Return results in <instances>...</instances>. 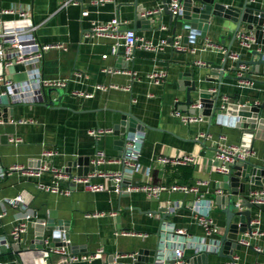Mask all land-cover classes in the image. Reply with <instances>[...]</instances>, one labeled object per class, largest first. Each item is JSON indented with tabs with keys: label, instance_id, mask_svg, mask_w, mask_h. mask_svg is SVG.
I'll return each mask as SVG.
<instances>
[{
	"label": "crops",
	"instance_id": "obj_1",
	"mask_svg": "<svg viewBox=\"0 0 264 264\" xmlns=\"http://www.w3.org/2000/svg\"><path fill=\"white\" fill-rule=\"evenodd\" d=\"M95 1L80 0V5L65 6L64 0H0V12L12 4H31L39 41L64 43L67 47L53 48L45 53L40 64L43 78L57 80L74 77L65 88L66 93L59 104L49 105L47 96L40 97L38 94L39 87L23 64L5 66V62L0 60V76L21 84L28 82L32 86L27 93L29 101L14 100L8 95L1 97L0 168L9 171L15 165L28 169L47 164L64 171L67 176L61 179V184L72 190L69 195L40 190L39 182L48 184L52 181L51 171L36 177L19 169L9 171L1 178L0 199L7 201L23 194L28 202L26 213L32 217L21 243H13L11 230L25 212L8 201L0 203V214L4 212V216L0 217V236L11 241L1 250L0 262L159 264L173 261L175 249L183 247L182 260L174 264H188L189 256L198 251L213 250L216 241L225 233L226 214L223 209L227 205L230 187L225 175L214 168L217 140L221 134L227 136L229 143L254 150L248 161L240 163L239 170L234 166L231 172H240V183L246 184L245 192L238 198L249 197L251 191L264 190V110L257 118L262 119L258 131L250 123L247 127L240 125V122H248L243 120L244 117L246 120L255 118L254 113L242 116L239 107H230L263 102L264 85L258 80L264 81V65H257L253 70L247 67L243 71L241 68L233 71L235 62L228 60L226 71L229 74L250 75L256 81L243 85L240 81L225 78L221 87L224 96L219 105L226 104V110H218L210 122L213 98L202 99L200 94H213L211 90L218 87V81L210 80V76L212 64H221L225 58L221 50L211 48L192 52L172 49L170 45L157 52L136 48L133 60H127L123 48L112 54L115 38L100 34L86 36V33L90 32L93 22H107L120 16L125 22L122 30L134 28L139 36L155 42L162 38L171 42L181 35L182 41L187 43L192 32H201L203 26H207L205 38L245 54L242 58L248 60L251 57L249 48H244L238 37L235 40L230 38V29L226 26V22H230L228 9L242 8L247 0H216L218 8L213 11L218 13L212 12L207 23L201 22L200 28L195 30L184 28L180 21L176 22V18L172 20L165 9L143 16L144 11L164 4L163 0H111L103 4ZM180 1L182 11L184 8L187 12L190 8L206 5L199 0ZM248 5L257 9L258 16L264 15V0L248 2ZM84 8L89 10V15H82ZM4 17L13 18L11 15ZM258 29V25L249 29L248 23H243L240 32L253 35L255 40L251 48L264 51V29ZM205 38L199 36L198 47L203 45ZM104 54H108L107 58L103 57ZM154 71L166 72L165 79L155 83L149 78ZM193 72L197 90L191 91V96L195 102L203 104L206 118L186 124L173 112L177 102L180 109L191 110L183 104L186 91L179 82L191 80ZM75 73L81 75L76 76ZM103 84L130 86V89L109 88L103 91L97 88ZM2 90L3 82L0 81V93ZM74 91L91 92L94 96L74 95ZM58 97L57 92L51 95L53 100ZM124 112H131L149 127H138L126 133ZM223 117L225 120H222ZM20 119L27 121L18 122ZM98 128L112 131L99 136L90 133ZM15 137L21 138V141H14ZM47 147L54 148L57 153L44 156L43 151ZM97 148L103 149L109 158L120 159L121 162L93 165L91 158ZM184 155H193L195 162L175 164L172 161ZM123 158L134 161L136 168L130 169L123 163ZM96 169L124 172V189L130 184L141 186L147 182L170 185L200 181V184L197 191L167 190L159 197H150L141 190L120 193L116 191L118 185L113 179H108L107 189L100 192L86 190L83 184L73 181L74 177L86 176ZM95 181L103 182L104 179L97 177ZM164 207L168 208L170 215L162 225L164 213L160 209ZM113 212L116 214L112 215ZM195 214L210 217L215 231L207 234ZM252 216L260 221L258 224L252 222L254 234H229V237L239 241L243 238L249 241V245L241 244V248L234 251L236 264H264V204L260 208L254 206ZM172 228L185 232L174 234ZM60 230L70 240L73 252L94 253L103 248V255L91 262L73 263L69 256L49 252L51 246L62 244L58 235ZM124 230L136 234H122ZM45 237L50 239L49 244L42 242ZM257 247L262 251H258ZM206 263L229 264V260L210 254Z\"/></svg>",
	"mask_w": 264,
	"mask_h": 264
},
{
	"label": "built area",
	"instance_id": "obj_2",
	"mask_svg": "<svg viewBox=\"0 0 264 264\" xmlns=\"http://www.w3.org/2000/svg\"><path fill=\"white\" fill-rule=\"evenodd\" d=\"M111 0H96L95 3L103 4ZM255 0H248V2H253ZM63 4L67 5H80V0H64ZM167 4L169 8L173 11V14L176 16L182 12V5L180 0H168ZM164 10V4L159 5L157 8L146 10L143 13V16H149L151 14H155ZM11 15L13 18L6 19L4 16ZM83 16L89 15L88 9H83ZM125 22L121 19L120 16H116L107 22H93L92 28L90 32L86 33V36H90L91 34H100L106 35L112 38H115L116 41L112 45V54H117L121 48L124 49L127 60H133L134 51L136 48H141L143 50L157 52L164 48L166 45H170L172 49L179 50H191L192 52L198 51V49H218L221 50L224 55H228L229 59H232L234 62L240 58L241 53L229 50L227 47L213 42L209 38H205L203 45L197 46L199 36L201 35L200 31L192 32L189 35V41L187 43L183 42V37L181 35L176 36L171 42H168L165 38L160 39L158 42L154 40L147 39L141 37L137 34V31L134 28L127 27L125 30L123 26ZM165 28V27H163ZM37 25L33 20V7L31 4H25L23 6H18L17 4H12L8 8L1 10L0 12V60L5 62V66L14 65V64H23L29 71L32 80L39 87L38 94L40 97H43V89L48 87H61L66 88L68 83L74 78L67 79H57V80H47L44 79L41 73L40 64L42 63L45 53L53 48L58 49H66L64 43H43L39 41L36 35ZM238 39L240 44L244 48H251L252 43L255 40V37L251 34L240 33L238 34ZM108 54H104L103 57L107 58ZM240 68L243 70L247 69L246 65H241ZM76 76H80V73H75ZM239 76H246L242 73ZM166 77V72L164 71H154L149 74V78L153 80L155 83H160ZM0 81L3 82V90L0 93V102L1 97L8 95L12 97L14 100L19 101H29L30 98L27 93H29V89L32 87L30 83H17L11 80H7L4 77L0 76ZM243 85H248L253 83L254 81L248 79H240L239 80ZM98 89L106 91L109 88L116 89H130V86H119L117 84H109V85H98ZM217 91L216 88L211 90L212 93ZM74 95L84 96V97H93L94 94L84 91H74ZM179 102H177L174 115L182 120V122L186 124H190L193 122L203 121L206 118V115L203 114L204 106L198 101L194 102L190 105V109L194 110H182L179 108ZM226 104H221V111L226 110ZM27 120L20 119L18 122H26ZM32 121V120H28ZM2 121H0L1 123ZM112 131L111 129H92L90 133L94 136L102 135L106 132ZM203 137L204 134H201ZM16 142L21 141V138L15 137L13 139ZM56 150L54 148H46L43 151L44 156H54L56 154ZM254 155V150L249 148H244L240 144L229 143L228 138L225 134H221L217 140L216 152L214 156V168L215 171L221 173L223 175H228L232 172L233 167L239 162H246ZM163 161H168L166 158H161ZM172 161L175 164H193L195 162V157L193 155H184L182 157L174 158ZM121 162L120 159L109 158L106 152L103 149L97 148L93 157L91 158V163L95 166H99L105 163H117ZM123 163L127 165L130 169H135L136 164L134 161H129L126 158H123ZM22 169L27 174L31 176H41L43 172L51 171L52 172V181L48 184L39 182L38 188L43 191H48L52 193L58 194H71L72 190L70 187H64L61 184V179L66 177L67 175L64 173L62 169L50 167L47 164H40L38 167L24 169L22 166H12L9 171ZM8 170L0 168V179L9 174ZM124 172L116 171V172H102L98 169L89 172L86 176L83 177H74L73 181L75 183H81L84 185L86 190L92 192H100L107 189V180L113 179L117 182L116 191L118 192H132L136 190L144 191L150 197H159V195L163 191H182L188 193L190 191H197L198 184H159L153 185L149 182L145 183L141 186H134L132 184L128 185L124 189L122 186ZM101 177L104 179L103 182L95 181V178ZM106 181V182H105ZM249 198L253 202H258L264 204V190L259 191H251L249 194ZM8 203L20 207L25 212L22 217H19L18 222L14 225L11 230L12 242L16 244H20L22 241L23 233L27 232L28 221L31 219V214H27L26 211L28 209V202L23 194H18L14 198L7 200ZM6 200L0 199V203L4 204L7 202ZM116 213L113 212L112 215ZM4 216V212L0 214V217ZM195 218L199 224H201L207 234H211L215 231V225L213 224V220L210 217H207L202 214H195ZM254 224H258L259 219H253ZM174 234H179L185 232L179 228L171 229ZM122 234L125 235H134L135 232L132 231H122ZM258 233V232H255ZM248 234H250L248 232ZM251 234H254V230ZM58 235L62 239L61 245H53L50 247L49 252L69 256L71 262H91L94 259H99L104 252L103 248L98 249L94 253H75L72 251V247L70 245V240L65 236V232L60 230ZM57 235L55 234V237ZM10 240L5 236H0V252L1 250L10 245ZM42 242L45 244L50 243V239L45 237L42 239ZM240 243L243 245H249V241L245 238L240 240ZM258 251H262L261 248L257 247ZM184 255L183 247H178L174 251L173 261L176 263L179 260H182ZM46 262V259H45ZM170 260L167 262H162L159 264H169ZM0 264H3L0 262Z\"/></svg>",
	"mask_w": 264,
	"mask_h": 264
},
{
	"label": "water",
	"instance_id": "obj_3",
	"mask_svg": "<svg viewBox=\"0 0 264 264\" xmlns=\"http://www.w3.org/2000/svg\"><path fill=\"white\" fill-rule=\"evenodd\" d=\"M203 2L205 7L203 8H190L188 9L189 12L186 11V9L183 8V11L178 14L174 15L173 11L169 8V5L167 4V0H163L164 3V9L165 12L168 13L172 20L176 18V22L180 21L184 28H188L189 30H195L200 28L201 22L207 23L208 16L213 12L214 14H217V11H213V9L218 8V4H216V0H199ZM231 9L233 12H230ZM229 13H227V18L230 21H233L235 24L234 27H229V31L231 33L230 38L235 40L238 37V34H240L241 25L243 23H248V28L253 29L255 25L259 26V29H264V15L257 14V9L253 8L248 5L247 3L242 8H234L231 7L228 9ZM191 15V18H189ZM200 18V19H199ZM199 19V20H198ZM206 27L203 26V29L201 31V37H206ZM258 29V31H260ZM188 39V36L185 37V40ZM172 41V40H171ZM230 50V49H229ZM251 57L250 59L246 60L242 57L245 54H241L240 58L235 61V65L232 67L233 71H237L241 65H246L251 70L255 69L257 65H264V51L260 50L258 48H251L248 50ZM258 57V59H256ZM229 60L228 55H225V58L223 59V62L221 64H212V70H211V78L210 80L218 81V87L217 91L213 94L203 92L200 94V97L202 99H208L213 98L211 111L209 112V119L210 122H212L214 115L216 112L220 109L219 101L221 97L224 96V93L221 91L222 82L225 78H230L239 81L240 79H248L252 81H256L254 78H252L250 75L248 76H239V75H231L229 74V71H226V65ZM258 82L262 83L264 85V81L258 80ZM179 84L181 85V88L186 91V100L183 103L186 107H190L195 101L191 96V91L197 90V84L195 80V73H192L191 80L188 81H180ZM53 92H57L59 94V97L57 100H53L51 98V95ZM65 88L61 87H48L46 89H43V94L46 95L48 98L49 105H58L60 102L61 97L65 94ZM234 107V109H237L236 107H239L240 115H251V112L254 113L256 116L255 118H251L249 120H246L244 117V121L248 122H240V125L243 127H247L250 123V126L254 129L261 128V122L258 115L262 113L264 110V99L261 104L258 105H250V106H230ZM191 112H194V110L191 109ZM204 114L205 111L203 112ZM124 121L123 125H125V132L127 133L130 130H135L138 127L145 128L149 127L146 123H144L142 120L137 118L135 115H133L131 112H124ZM222 120H225V117L222 118ZM231 121L233 118L230 119ZM262 121V119H261ZM257 131V132H258ZM126 153V147L124 149V154ZM123 154V155H124ZM241 162H239L237 165H235L236 169L241 168ZM262 167V166H260ZM240 172H237L236 174H228L225 175V181L227 182L228 186L230 187V193L228 195V201L227 205L223 209V212L226 214V225H225V233L220 236V239L218 242L216 241L215 247L213 250H202L198 251L196 254L189 256L187 259L189 262L188 264H207L206 258L210 254H216L218 256L224 257L229 260V264H236V259L234 255V251L236 249L241 248V243L237 238H231L229 237L230 233L239 235V233L242 232H249L250 234L253 232V216H252V208L258 207L260 208L262 206L261 203L253 202L249 197L242 196L241 198H238L239 195H242L246 190V184L243 183L241 185L240 181L242 179L241 176H239ZM160 211H162L163 217L161 218L162 225L164 224L165 220L169 217L170 213L168 212V208L164 207L161 208ZM217 244L219 245V248L217 249ZM217 249V250H216ZM171 264H174L175 262L171 261Z\"/></svg>",
	"mask_w": 264,
	"mask_h": 264
},
{
	"label": "rangeland",
	"instance_id": "obj_4",
	"mask_svg": "<svg viewBox=\"0 0 264 264\" xmlns=\"http://www.w3.org/2000/svg\"><path fill=\"white\" fill-rule=\"evenodd\" d=\"M226 26H230V27H234L235 26V24L233 23V22H229V21H227L226 22Z\"/></svg>",
	"mask_w": 264,
	"mask_h": 264
}]
</instances>
